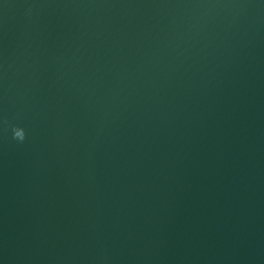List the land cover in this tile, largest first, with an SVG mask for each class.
Listing matches in <instances>:
<instances>
[{
    "label": "water",
    "instance_id": "obj_1",
    "mask_svg": "<svg viewBox=\"0 0 264 264\" xmlns=\"http://www.w3.org/2000/svg\"><path fill=\"white\" fill-rule=\"evenodd\" d=\"M0 264H264V0H0Z\"/></svg>",
    "mask_w": 264,
    "mask_h": 264
},
{
    "label": "clouds",
    "instance_id": "obj_2",
    "mask_svg": "<svg viewBox=\"0 0 264 264\" xmlns=\"http://www.w3.org/2000/svg\"><path fill=\"white\" fill-rule=\"evenodd\" d=\"M12 138L18 142H22L25 139V132L23 128L13 126L12 127Z\"/></svg>",
    "mask_w": 264,
    "mask_h": 264
}]
</instances>
